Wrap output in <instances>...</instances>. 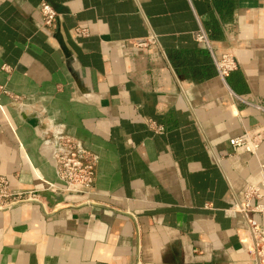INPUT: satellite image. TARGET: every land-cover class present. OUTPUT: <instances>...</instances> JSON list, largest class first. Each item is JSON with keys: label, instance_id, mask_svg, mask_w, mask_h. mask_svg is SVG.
I'll use <instances>...</instances> for the list:
<instances>
[{"label": "crops", "instance_id": "obj_1", "mask_svg": "<svg viewBox=\"0 0 264 264\" xmlns=\"http://www.w3.org/2000/svg\"><path fill=\"white\" fill-rule=\"evenodd\" d=\"M200 28L238 60L224 81ZM0 87L98 157L90 196L0 211V264H250L244 220L223 211L264 164V142L256 156L228 144L264 127V0H0ZM36 121L0 95L12 191L60 187Z\"/></svg>", "mask_w": 264, "mask_h": 264}, {"label": "built area", "instance_id": "obj_2", "mask_svg": "<svg viewBox=\"0 0 264 264\" xmlns=\"http://www.w3.org/2000/svg\"><path fill=\"white\" fill-rule=\"evenodd\" d=\"M38 11L42 29L49 32L55 29L58 15L51 6L42 3ZM76 33L85 36L86 30L77 29ZM194 40L210 52L215 73L221 81H224L229 74L237 70L238 60L233 52H227L219 59L212 55L208 36L203 29L200 28L195 32ZM154 41V37H148L146 40H133L131 44L137 48H142ZM0 95L7 96L11 105L18 112L22 114L32 112L36 117L41 148L48 152L56 181L60 186L48 184L46 189L41 192L65 198L90 196L93 193L98 157L81 141L69 136L63 125L46 118L42 112H34L21 98L11 96L2 87H0ZM151 126L153 125L151 124ZM154 128L156 132H161V128L155 126ZM263 142L264 127H259L231 138L228 144L234 153L256 156ZM259 176L260 181L257 185H250L246 188L241 203H236L233 208L223 211L227 217H239L244 220L248 232L245 244L250 264H264V225L250 217V215H258L264 218V164H259ZM41 192L12 191L9 189L7 180L0 177V211L21 202L37 201L41 199L39 196Z\"/></svg>", "mask_w": 264, "mask_h": 264}, {"label": "water", "instance_id": "obj_3", "mask_svg": "<svg viewBox=\"0 0 264 264\" xmlns=\"http://www.w3.org/2000/svg\"><path fill=\"white\" fill-rule=\"evenodd\" d=\"M39 196L43 198L44 200H46V202L51 203V204H58L67 199L65 197L57 196V195L47 193V192H41L39 193Z\"/></svg>", "mask_w": 264, "mask_h": 264}]
</instances>
